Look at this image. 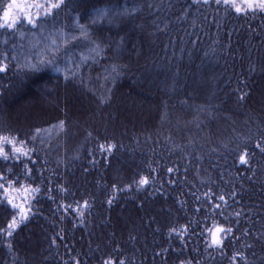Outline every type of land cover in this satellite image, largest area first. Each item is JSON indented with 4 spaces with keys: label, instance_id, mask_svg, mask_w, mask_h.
<instances>
[{
    "label": "trees",
    "instance_id": "obj_1",
    "mask_svg": "<svg viewBox=\"0 0 264 264\" xmlns=\"http://www.w3.org/2000/svg\"><path fill=\"white\" fill-rule=\"evenodd\" d=\"M236 3L63 0L0 27V136L26 153L2 145L0 264H264V11Z\"/></svg>",
    "mask_w": 264,
    "mask_h": 264
},
{
    "label": "snow or ice",
    "instance_id": "obj_2",
    "mask_svg": "<svg viewBox=\"0 0 264 264\" xmlns=\"http://www.w3.org/2000/svg\"><path fill=\"white\" fill-rule=\"evenodd\" d=\"M221 0H217V3H220ZM244 2L248 5V7H253V3H252V0H244ZM223 3L228 5L230 4L237 13L241 12V7L237 5L236 3V0H223ZM63 4V0H50V2L46 5V7L50 10H56L58 8H60ZM256 7H259L262 11H264V0H259V3L255 5ZM11 8H12V5H9V9L8 10H5L3 12V16L2 18H0V27H5L7 26L9 29H11L15 24H16V19L12 16V13H11ZM21 11H24L23 9H21ZM49 13L46 12L45 15L47 16ZM26 19H27V23L28 24H32L33 27H36L37 25L34 23V19L31 15H27L26 16ZM36 19L38 20L39 17L37 16ZM44 61H41V63H43ZM34 69L36 66H32ZM4 69L2 67H0V71H3ZM58 70V69H57ZM11 144L13 145V151L14 152H20L21 154H26L23 152V149L22 148H16L15 147V139H9L8 137H3V136H0V156H2L5 160L7 159V156L4 154L3 152V147L2 145L3 144ZM109 151H111V146H109ZM240 161L241 163H245V158L244 156H241L240 157ZM171 171V170H169ZM140 185H145L148 183L147 179L146 178H141L140 181H139ZM0 187H3V185H0ZM7 191V189L5 190ZM221 200H223V197H220ZM10 204H12V200L9 199L8 201ZM15 207V205H13ZM21 212H23V209H21ZM225 230L220 228V227H216L215 228V231L211 233V236H212V239H211V246H219L220 244V240L217 238V233H221V232H224ZM230 231V229L228 230ZM106 264H111V262H106ZM121 264H123V261H121Z\"/></svg>",
    "mask_w": 264,
    "mask_h": 264
},
{
    "label": "rangeland",
    "instance_id": "obj_3",
    "mask_svg": "<svg viewBox=\"0 0 264 264\" xmlns=\"http://www.w3.org/2000/svg\"><path fill=\"white\" fill-rule=\"evenodd\" d=\"M41 0H13L12 2V8L11 13L12 16L16 20L24 19L27 21L26 16L31 15L34 16L37 14L40 9L44 8V4H48L50 0H43L42 3H40ZM254 1V0H252ZM23 9L24 11H21ZM7 27V26H6ZM22 114L25 115V110L22 109ZM20 113V114H21ZM32 113V112H31ZM27 191L25 190H14L6 194V197H9L12 201L17 203L19 206L25 205L27 202V198L30 196V194H26ZM26 201V202H25Z\"/></svg>",
    "mask_w": 264,
    "mask_h": 264
}]
</instances>
